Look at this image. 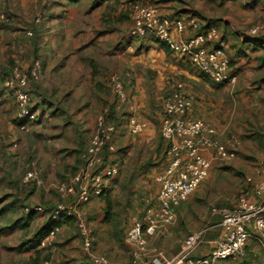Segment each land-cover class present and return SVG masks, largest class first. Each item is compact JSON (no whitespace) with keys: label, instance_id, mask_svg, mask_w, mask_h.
Segmentation results:
<instances>
[{"label":"rangeland","instance_id":"374dc122","mask_svg":"<svg viewBox=\"0 0 264 264\" xmlns=\"http://www.w3.org/2000/svg\"><path fill=\"white\" fill-rule=\"evenodd\" d=\"M247 1L251 2L248 4L222 2L205 7L203 11L213 18L224 17L235 29V34L230 35L234 42L241 44L244 40L242 46L253 45V48L250 46L251 48L247 49L249 54H242L248 58L247 62L251 61L252 66L258 67V63L253 64L252 61L259 59L253 53L258 55L262 51V48L255 44L262 34H254L253 31L258 24L264 23V0ZM135 2L141 3L139 0H0V141L8 146L13 156L18 154L13 142L15 139L13 132L14 129L18 130L19 109L14 92L5 85L13 70L17 68L28 73L34 61L40 60L43 64L42 76L30 79L29 82L30 91L35 98V109L39 111L50 105L49 98H52L51 94L47 95V100H41L38 94L34 95V91L40 89V85H44L48 93L53 87L55 89L62 87L63 90L57 92V98L76 101L79 99L78 95L67 96L71 87L79 82L85 84L84 93L92 99L94 93L90 89V82L93 84L99 81L103 97L111 100L109 78L116 71L111 70L115 65L109 64L112 59L110 54L115 50H121L122 44H117L118 41L125 43L123 44L125 47L142 41L130 36L131 8ZM227 25L221 27L222 37ZM103 31L109 32L102 34ZM113 33L122 35L118 36V39H112L109 34ZM107 35L109 40L106 38ZM100 37L102 41L98 40ZM55 38L57 42H54ZM65 49H68V53L74 52L73 57H66ZM237 49L241 51L240 48ZM86 60H89L90 66H86ZM252 66L249 68L247 63L246 72L250 75H243L242 79H239L235 72L238 76L236 85L218 87L214 85L216 88H212L216 91L209 94L211 98L214 97L217 105L214 108L218 113L214 124L221 135L219 139L226 145L228 143L225 141L232 139L239 141V145L235 147V158L230 161L213 162L206 181L176 209V222L149 241L146 253L142 257L143 262L159 255L167 257L177 254L189 236L221 222L224 212L236 208L243 195L256 193V185L260 184L264 172V92L258 90L260 85L264 84V68L259 66L255 69ZM200 79L207 82L205 77ZM184 82L183 90L187 95L191 94L192 98L193 89L185 85L193 84ZM178 84L176 83V86ZM176 86L171 88L170 92H165L161 100L169 96ZM219 100L222 103H219ZM159 102L157 100V103ZM94 119L96 121L95 115ZM155 125L159 134L153 149H143L144 151L136 152L133 157L138 159L149 158L152 154L156 156L158 165H155L157 173L154 179L148 183H141L145 178L136 180L134 184L124 183V193L113 200V206L111 195L105 193L107 196L103 198L108 199L110 208L103 199L105 202L103 212L90 216V219L84 218L83 221H79L76 218H62L58 222L59 234L54 237V242L51 241V245L44 248L47 254L43 257V264H64L67 251L72 249L77 251L79 256L80 254L83 256L81 225L94 236L95 250L101 252V255L112 257L117 264H130L134 249L126 242L127 230L134 219L143 222L146 208L155 203L159 192L156 179L167 167L165 157L167 144L160 134L161 122L157 121ZM33 154L23 153L25 172L27 165L35 162ZM163 165L165 168L160 170L158 166ZM36 166L41 173V166L38 163ZM48 182H51L50 178L44 180L42 178L40 188L47 186ZM126 199L131 202L126 204ZM147 199L149 201L145 203ZM54 200L56 203L58 199ZM57 203L55 206L42 208L45 213L50 214L57 205L71 202ZM27 207L40 206L33 204ZM78 210L82 215L83 211L80 208ZM86 213L88 217V211ZM54 225L50 221L49 226ZM64 242L70 244L66 246L62 244ZM84 262L86 263L87 259Z\"/></svg>","mask_w":264,"mask_h":264},{"label":"crops","instance_id":"0c3cea01","mask_svg":"<svg viewBox=\"0 0 264 264\" xmlns=\"http://www.w3.org/2000/svg\"><path fill=\"white\" fill-rule=\"evenodd\" d=\"M139 1L143 4L157 7L164 17L192 16L204 28L216 27L219 31L228 22L224 17H210L203 11L205 7L207 8L222 2H229L231 4L234 2L239 4H248L251 2L247 0ZM234 30L233 26L228 24L227 30L223 32V38L228 41L227 56L231 61L232 69L234 73L236 72L239 75V79H242L243 75H250L246 71H248V67L250 68L252 66L251 61L247 62L248 58H245L242 53L249 54L247 49L253 45L247 44L242 46L244 40L241 44L234 42L230 37L231 34H235ZM108 32L103 31L102 34ZM120 35L122 33L109 34L112 39H118ZM192 35H194L193 31H187L185 33V37L187 38ZM109 36L107 35V40H109ZM56 40L57 38L54 39V42H57ZM98 40L102 41V37L98 38ZM117 44H122L121 50H115V52L110 54L112 59L109 61V64L114 63L115 65L111 70L120 73H131L132 79L127 85V89L133 97L135 107L133 112L127 107H122L116 103L111 87H109L111 100L103 97L99 81H95L93 84L90 82V89L94 93L92 99L84 93L85 84L79 82L71 87L72 89L67 96L72 94L78 95L79 99L76 101L75 99L68 101L66 98H57V92L62 91V87H56V89L53 87L50 89V93H48V89L44 85H40V89L36 90V92L34 91V95L38 94L39 98L44 97L48 99L47 95L51 94L52 98H49L50 105L42 110L40 109L39 121L32 125L30 133L24 134L14 129L15 139L13 142L18 149V154L13 156L8 146L2 140L0 141V264H43V257L47 252L44 251L46 247L40 245V239L37 237V234L41 230H44L46 233L52 227L49 226L51 221L50 214L45 212H27L26 208H29L27 207L28 205L35 204L45 209V206L50 207L60 203H57V201L68 203L78 200V195L76 194L67 196L66 198L62 197L57 187L62 182H71L76 173L83 167L86 148L90 137L94 133V115L96 118L103 109L112 108L114 120L118 125V131L111 140L116 151L112 154L106 151L109 159L112 162L120 164L121 167L120 175L111 182L110 188L106 192L111 195V206H113V200L119 197L118 195L121 193H124V183L134 184L136 180H142L144 178L145 180L141 183H148L154 179L157 173L155 171V165H158L156 156L152 154L149 158L140 157L138 159H133V157L136 152L144 151L143 149H153L155 140L159 134L155 123L157 121L162 122L163 117L161 114H163V101L165 98L163 100L161 99L165 92H170L171 88L173 89L176 86V83L182 82V86H184V81L193 84V86L185 85V87H191L193 89V114L197 118L207 119L215 127L218 138H220L221 135L217 126L214 124L215 116L218 114L216 113L217 109L214 108L217 105L213 100L214 97L211 98L209 96V94H213L216 91L212 87H218V85L212 82L213 85L211 83L210 85L208 79L207 82L201 80L200 78L205 76L195 69L187 58L178 52H167L161 48L153 36L149 39L142 40L140 43L135 42L130 44L128 47H125L123 45L125 43L119 41ZM255 44L260 46L262 51L258 55L253 53L259 59L253 60L252 63H258V67L261 66V68H264V42L259 40ZM237 48H240L241 51ZM260 48H256V50ZM79 50L81 49H77V51ZM68 52V49L64 50L65 56L73 57L74 52ZM55 53L56 49L54 51ZM85 64L86 66H90L89 60H86ZM70 65L72 64L70 63ZM252 67L255 69L258 68L256 65ZM258 90L264 92V84L260 85ZM157 100L160 102L157 103ZM219 103H222V101L219 100ZM225 103L227 104V101ZM127 112L129 114H126ZM132 119L142 122L145 125L144 130L139 135H132L130 132ZM231 141L225 142L229 145ZM24 152L26 154L34 153V163H38L41 166V177L43 180L45 178H50L51 180L42 189L34 183L25 184L23 181L26 164L24 162ZM206 155L211 157L210 153ZM158 168L162 170L165 167L163 165V167L158 166ZM107 194L103 196H92L90 202L81 204L79 208L83 211V218L90 219V216L99 215L103 212L105 208L103 197H106ZM249 196L250 201H259V197L254 192L249 193ZM54 199H58L56 203ZM148 201L149 199L145 203ZM129 202L131 200L128 201L126 199V204ZM86 211H88V217ZM69 223L71 222L69 221ZM220 223H214L202 231L203 241L191 254V258L201 259L211 254L214 243L223 237ZM249 232L251 238L247 243L243 257L220 261L216 264H264V231H258L250 227ZM62 244L68 246L70 242H64ZM95 248L96 246H94V250ZM95 252L102 254L98 250H95ZM179 252L177 254L167 255V257L177 256ZM67 253L64 264H87L88 262L84 250V254L82 253L83 256L81 254L79 256L74 249L68 250ZM107 257L110 260L112 259V257ZM84 258L87 259L86 263L84 262ZM111 261L112 264H117L114 262L115 259Z\"/></svg>","mask_w":264,"mask_h":264},{"label":"built area","instance_id":"2783aa9c","mask_svg":"<svg viewBox=\"0 0 264 264\" xmlns=\"http://www.w3.org/2000/svg\"><path fill=\"white\" fill-rule=\"evenodd\" d=\"M130 36L146 40L151 36L166 45L170 51L178 52L187 58L191 65L213 84L234 86L238 76L234 73L227 56V41L218 28H204L192 16L164 17L153 5L135 2L131 8ZM187 31L194 35L185 37ZM254 34H264V23L255 27ZM31 35V34H29ZM261 35V36H262ZM214 44V46H213ZM43 74V64L34 61L28 73L14 69L5 82L14 92L19 109L18 130L30 133L32 125L39 121V111L35 109V100L30 91V79H37ZM132 75L129 72L113 73L109 78L110 87L116 103L134 111L133 97L127 89ZM194 100L187 95L182 84L163 101V117L160 127L161 137L167 144L165 157L166 169L158 175L156 181L159 192L153 205L145 211L143 222L134 219L126 233V242L133 247L134 254L130 264H216L217 262L241 258L251 234L249 228L264 231V172L260 184L256 185L255 195L258 202L250 201L248 193L243 195L236 208L225 211L220 223L223 237L214 243L209 256L201 259L191 258V254L203 241V233L189 236L182 245L179 254L169 258L156 256L143 262L142 257L149 246V241L176 222V209L180 207L208 178L213 162L230 161L236 156L238 140L229 145L219 138L215 127L208 121L194 117ZM109 109H104L96 117L95 131L86 148L83 167L69 183H60L57 187L62 196L78 195L76 202L57 205L50 213L53 227L42 237L40 245L47 247L59 232L58 222L62 218H76L83 221L78 212L79 206L91 201L92 196H102L110 184L120 175V166L106 155L116 151L111 143L118 131L117 125L107 120ZM130 132L139 135L145 128L144 123L132 119ZM210 153L211 157L206 154ZM25 184L34 183L41 187L42 177L35 163L27 165L23 177ZM27 212L43 213L42 207L26 208ZM84 253L87 264H112L106 255L95 252V238L83 225Z\"/></svg>","mask_w":264,"mask_h":264},{"label":"trees","instance_id":"16d2710c","mask_svg":"<svg viewBox=\"0 0 264 264\" xmlns=\"http://www.w3.org/2000/svg\"><path fill=\"white\" fill-rule=\"evenodd\" d=\"M156 42H157L158 44H160L161 48H163V49L166 50L167 52L170 51V49H169L166 45L160 43V42L157 41V40H156ZM32 96H33V95H32ZM33 99H34V97H33ZM40 99H41V100H42V99L47 100V98H44V97H40ZM34 100H35V99H34ZM36 110H38V109H36ZM38 111H39V110H38ZM103 111H104V109H103ZM103 111H102V112H103ZM112 112H113V111H112V108H109V111H108V113H107V120H108L109 123L114 124V125H117L116 121L114 120L115 118L113 117V113H112ZM112 118H113V119H112ZM117 127H118V125H117ZM106 155H107V154H106ZM104 200H105V202H107V205H108V207L110 208V202L108 201V199L106 198V199H104ZM66 219H72V218L69 217V218H66ZM46 233H47V232H46ZM46 233H45L44 230H41V231L37 234V237H39V239L41 240L42 237H43Z\"/></svg>","mask_w":264,"mask_h":264},{"label":"water","instance_id":"95a60500","mask_svg":"<svg viewBox=\"0 0 264 264\" xmlns=\"http://www.w3.org/2000/svg\"><path fill=\"white\" fill-rule=\"evenodd\" d=\"M259 40L262 41V42H264V35L260 36L259 37Z\"/></svg>","mask_w":264,"mask_h":264}]
</instances>
